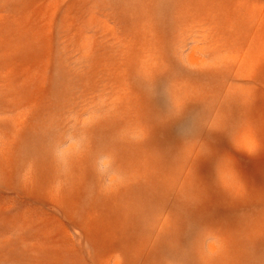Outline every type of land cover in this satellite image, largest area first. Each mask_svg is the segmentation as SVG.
<instances>
[{"label": "rangeland", "instance_id": "rangeland-1", "mask_svg": "<svg viewBox=\"0 0 264 264\" xmlns=\"http://www.w3.org/2000/svg\"><path fill=\"white\" fill-rule=\"evenodd\" d=\"M0 264H264V0H0Z\"/></svg>", "mask_w": 264, "mask_h": 264}, {"label": "clouds", "instance_id": "clouds-1", "mask_svg": "<svg viewBox=\"0 0 264 264\" xmlns=\"http://www.w3.org/2000/svg\"><path fill=\"white\" fill-rule=\"evenodd\" d=\"M108 161L107 160H102L101 161V164H100V172H101V174L103 175L104 173H105V171H106V169H107V167H108Z\"/></svg>", "mask_w": 264, "mask_h": 264}]
</instances>
